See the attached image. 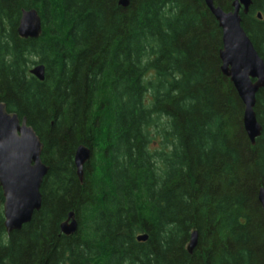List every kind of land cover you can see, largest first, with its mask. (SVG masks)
<instances>
[{
    "label": "trees",
    "instance_id": "1",
    "mask_svg": "<svg viewBox=\"0 0 264 264\" xmlns=\"http://www.w3.org/2000/svg\"><path fill=\"white\" fill-rule=\"evenodd\" d=\"M212 1L232 11V0ZM117 2L0 0V103L33 129L48 168L39 211L10 235L0 189V264H264V91L251 146L203 1ZM29 9L41 19L36 40L16 31ZM240 17L264 63V0ZM36 65L42 82L29 74ZM79 146L91 153L81 183Z\"/></svg>",
    "mask_w": 264,
    "mask_h": 264
},
{
    "label": "water",
    "instance_id": "2",
    "mask_svg": "<svg viewBox=\"0 0 264 264\" xmlns=\"http://www.w3.org/2000/svg\"><path fill=\"white\" fill-rule=\"evenodd\" d=\"M130 0H118L119 7L125 9ZM221 30V50L218 53L220 72L233 86L243 105L242 124L251 144L255 145L261 136L262 127L257 122L254 107L256 95L264 91V63L255 51L249 38L241 27L240 14L246 15L251 0H232L230 12L214 7L212 0H202ZM260 19V15H257ZM17 35L24 40H36L42 32L41 19L34 9L22 10L17 26ZM264 54V44H263ZM29 74L42 82L45 69L42 65L32 67ZM42 144L26 120L9 113L0 103V189L2 191V215L5 233L19 231L30 223L34 213L41 207L40 188L47 176L48 168L41 162ZM90 150L79 146L74 153L76 177L81 183L83 167L90 160ZM258 202L264 219V189L258 192ZM77 221L70 212L60 225L64 236H72L77 231ZM147 237L139 235L138 242ZM197 244V233L190 234L187 252L191 254Z\"/></svg>",
    "mask_w": 264,
    "mask_h": 264
},
{
    "label": "rangeland",
    "instance_id": "3",
    "mask_svg": "<svg viewBox=\"0 0 264 264\" xmlns=\"http://www.w3.org/2000/svg\"><path fill=\"white\" fill-rule=\"evenodd\" d=\"M164 127H165V120L160 119L158 127L150 131V135L152 138L150 141L151 142V144H150L151 151H155V150L160 149L159 140H158V137L156 135V132L159 133V131ZM167 147H169V146H167V143H166L165 148H167ZM95 264H100V263H95Z\"/></svg>",
    "mask_w": 264,
    "mask_h": 264
}]
</instances>
